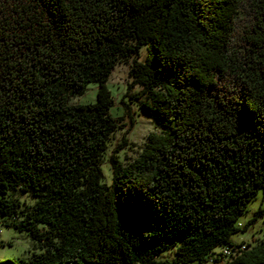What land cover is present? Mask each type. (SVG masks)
<instances>
[{
	"label": "trees",
	"instance_id": "16d2710c",
	"mask_svg": "<svg viewBox=\"0 0 264 264\" xmlns=\"http://www.w3.org/2000/svg\"><path fill=\"white\" fill-rule=\"evenodd\" d=\"M141 49L127 91L160 132L106 184V83ZM259 190L264 0H0V219L41 247L0 264H208ZM241 244L215 263L264 264V234Z\"/></svg>",
	"mask_w": 264,
	"mask_h": 264
},
{
	"label": "rangeland",
	"instance_id": "374dc122",
	"mask_svg": "<svg viewBox=\"0 0 264 264\" xmlns=\"http://www.w3.org/2000/svg\"><path fill=\"white\" fill-rule=\"evenodd\" d=\"M145 50L141 49L139 56H130L127 60H120L114 69L111 71L108 80L107 88L111 91L114 97V105L110 108L112 116L118 118L122 116L119 122V127L111 135L106 154L100 165L102 171V182L108 184L111 179V168L108 158L111 155H118L123 164L131 162L141 151L146 136L149 133H159L160 128L157 126L152 115L142 110L141 104L146 101L145 97L134 100L137 97L140 89L134 86L127 91V85L130 83L128 72L135 58L140 61L144 58ZM97 85L90 83L87 85L86 92L80 97H70V104H85L95 99ZM124 99L128 102L126 109L120 100ZM124 141V142H123ZM14 196L26 204H31L33 198L25 195L14 193ZM263 210V214L250 225L245 232L238 231L231 235L230 241L235 244L252 245L254 241L260 239L264 234V194L261 190L257 192L255 197L248 203L246 212L238 218L237 224L241 227L247 220L254 216L257 210ZM4 219H0V261L7 259H28L33 252H39L41 247L31 239L26 231L14 228L11 225H6ZM173 249L170 248L161 253L158 259L171 260ZM215 250H218L216 248ZM224 259H222L223 261ZM192 264V263H188ZM222 264V263H221Z\"/></svg>",
	"mask_w": 264,
	"mask_h": 264
},
{
	"label": "built area",
	"instance_id": "2783aa9c",
	"mask_svg": "<svg viewBox=\"0 0 264 264\" xmlns=\"http://www.w3.org/2000/svg\"><path fill=\"white\" fill-rule=\"evenodd\" d=\"M238 245V247H234V246H226V247H223L217 251H215V254H213L211 257H210V261L208 264H216L215 263V260L216 259H219V260H226V258L228 257V255L231 254V252L234 251V249H240V248H244V245L243 244H236ZM220 256V257H219Z\"/></svg>",
	"mask_w": 264,
	"mask_h": 264
}]
</instances>
